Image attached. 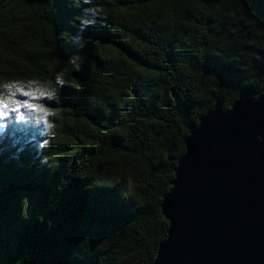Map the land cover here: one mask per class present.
Listing matches in <instances>:
<instances>
[{"label": "trees", "instance_id": "16d2710c", "mask_svg": "<svg viewBox=\"0 0 264 264\" xmlns=\"http://www.w3.org/2000/svg\"><path fill=\"white\" fill-rule=\"evenodd\" d=\"M249 88L264 0H0V264H152L190 131Z\"/></svg>", "mask_w": 264, "mask_h": 264}, {"label": "water", "instance_id": "95a60500", "mask_svg": "<svg viewBox=\"0 0 264 264\" xmlns=\"http://www.w3.org/2000/svg\"><path fill=\"white\" fill-rule=\"evenodd\" d=\"M256 95L244 90L229 110L217 101L190 131L152 264H264V93Z\"/></svg>", "mask_w": 264, "mask_h": 264}, {"label": "snow or ice", "instance_id": "6c2138e0", "mask_svg": "<svg viewBox=\"0 0 264 264\" xmlns=\"http://www.w3.org/2000/svg\"><path fill=\"white\" fill-rule=\"evenodd\" d=\"M86 24H91L92 21L91 20H86L85 21ZM21 91H23V89H21ZM25 95H31V93H24ZM10 104L12 105V107H10ZM24 107H35V105L30 104L28 102H25L23 104ZM21 107V104L19 102H17L14 98L10 99V102H2L0 103V117L8 114V112H15L18 111V109Z\"/></svg>", "mask_w": 264, "mask_h": 264}, {"label": "rangeland", "instance_id": "374dc122", "mask_svg": "<svg viewBox=\"0 0 264 264\" xmlns=\"http://www.w3.org/2000/svg\"><path fill=\"white\" fill-rule=\"evenodd\" d=\"M4 117H5V115L2 116V117H0V129H1L2 126H3V123H4ZM137 262H138L137 259H133V260L130 261L131 264H137Z\"/></svg>", "mask_w": 264, "mask_h": 264}]
</instances>
